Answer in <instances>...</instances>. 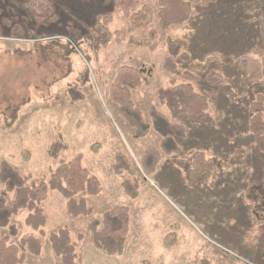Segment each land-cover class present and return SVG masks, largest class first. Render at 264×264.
I'll return each mask as SVG.
<instances>
[{
  "label": "rangeland",
  "instance_id": "obj_1",
  "mask_svg": "<svg viewBox=\"0 0 264 264\" xmlns=\"http://www.w3.org/2000/svg\"><path fill=\"white\" fill-rule=\"evenodd\" d=\"M29 1L0 0V165L8 162L22 176H31L30 183L38 184L49 178L60 161L81 155L84 167L99 179L103 191L97 197H77H84L93 211L89 217L77 218L68 213L61 194L50 191L41 206L47 217L44 236L26 225L28 211L19 212L12 220L19 236L11 244L30 236L43 243L41 256L28 254L25 264H58L48 237L63 228H69L73 236L84 235L77 250L78 264H201L204 258L210 264H264V154L258 152L250 132V120L256 113L253 103L264 90L260 82L247 84L238 65L242 57L264 58L260 27L264 0L195 3L191 19L165 33L159 28L157 0H140L141 7L154 10L155 20L148 29L129 35V21L108 0H49L55 13L47 26L32 20L25 6ZM105 16L112 17V33L140 39L157 30L166 35L165 42L150 51L127 40H113L96 51L90 31H94L97 18ZM13 29H22L24 35H14ZM192 32L189 58L203 61L213 56L210 71L228 81L230 94L203 77L193 80L187 63H177L175 75L165 71L167 58L176 59L184 53L174 40ZM214 33L218 38L211 40ZM18 50L28 54L19 56ZM124 66L144 71L145 80L132 92V99L147 122L153 105L168 115L159 104L158 92L174 83L192 84L209 99L210 115L221 116L215 129L186 124L189 130L187 139L179 143L181 154L162 155L151 176L141 170V159L145 151L159 148L156 139L160 137L153 133L136 139L110 97L116 72ZM85 69L89 70V83L84 86ZM72 87L84 93V101L72 103L68 95ZM22 101L26 104L17 122L7 129L5 114ZM262 113L264 117V104ZM58 141L68 150L52 159L48 150ZM96 145L100 147L93 152ZM193 152L219 157L225 165L207 180L192 185ZM118 153L124 154L137 172V199L128 197L122 187L123 181L131 178L114 173ZM3 189L0 183V194ZM13 199L14 194L7 196L9 204ZM117 206L130 210V231L126 252L111 257L94 247L89 225ZM171 234L176 237L173 246L165 242Z\"/></svg>",
  "mask_w": 264,
  "mask_h": 264
},
{
  "label": "trees",
  "instance_id": "obj_2",
  "mask_svg": "<svg viewBox=\"0 0 264 264\" xmlns=\"http://www.w3.org/2000/svg\"><path fill=\"white\" fill-rule=\"evenodd\" d=\"M213 1L157 0L159 28L165 33L170 28L183 26L193 15V4H209ZM108 2L120 10L124 18L129 21L128 35L141 29H148L155 20L154 10L146 6L141 7L140 0H108ZM25 6L36 24L47 26L53 22L55 9L49 0H32ZM111 23V16L97 18L94 31H90L96 51L107 48L113 40L118 43L127 40L133 46L156 51L166 39V35L159 34L157 30H151L147 36L140 39L128 38V35L120 32L112 33L109 29ZM260 27L264 42V17L261 19ZM12 32L18 36L24 35L22 29H13ZM189 34L181 35L180 38L174 40V43L183 47L184 53L176 59L167 58L164 62L165 71L175 75L178 71L177 63H187L191 72L189 76L193 80L198 81L203 77L210 85L230 94L231 87L228 81L222 75L210 71V63L214 60L213 56L203 61H191L187 52L195 34L193 32L191 35ZM46 48L41 47L42 50ZM16 54L23 56L28 53L18 50ZM238 65L241 72L247 77V84L260 82V86L264 90V83H261L264 77V58L262 61H258L242 57L239 59ZM85 70V78L82 82L84 86L89 83V70ZM69 72L71 73V69L63 79L69 76ZM144 80L145 75L142 69L121 67L116 72L110 89V97L118 106L119 115L134 131L136 139L146 138L152 131L161 138L159 148L145 151L141 159V170L146 176H151L155 173L162 155L170 157L181 154L179 143L187 139V130L182 123L198 124L215 129L221 116L214 118L210 115L209 99L198 93L192 84L174 83L171 87L158 92L159 103L166 108L169 117L162 114L156 107H152L149 111L150 122H147L132 99V92L140 88ZM68 95L72 103H79L85 99L84 93L78 87L70 88ZM25 104L26 101H22L12 109L11 113L4 112V114L6 113L5 127L7 129H11L15 125L18 114ZM263 104L264 92L253 103L256 113L250 120V132L254 137L256 148L261 154H264ZM98 147L100 145L92 146L91 150L97 152L96 148ZM67 150L68 146L63 141H58L49 148L48 153L52 159H58L59 154ZM192 157L189 172L192 185L201 180H207L215 170H221L225 165L223 159L219 157L207 158L202 152H193ZM113 170L118 176L127 174L131 178L124 180L122 187L128 197L137 199L140 189L139 178L124 154L116 155ZM31 179V176H22L8 162H2L0 165V183L4 186L0 194V264H25L28 254L37 257L42 254L43 243L33 236L22 239L17 245L11 244V240L19 236L18 227L12 224L13 218L19 212L28 211L26 225L44 236L47 217L41 206L48 198L50 191L61 194L66 200L68 213L76 218L89 217L93 214L84 197L80 199L77 197L80 195L97 197L103 191L99 179L84 167L81 155L68 162L60 161L59 166L50 172L47 180L36 184L30 183ZM11 194H14V199L9 204L7 196ZM255 202L257 203V201ZM130 222V210L119 206L104 213L101 220L92 221L89 231L93 235L94 247L111 257L122 256L130 231ZM4 230H7V234L3 233ZM48 239L54 255L59 259L58 264H78L77 250L79 244L84 240L83 234L73 236L69 228H63L50 234ZM165 242L169 246H173L176 242L175 235H169ZM201 264H210V262L204 258Z\"/></svg>",
  "mask_w": 264,
  "mask_h": 264
},
{
  "label": "crops",
  "instance_id": "obj_3",
  "mask_svg": "<svg viewBox=\"0 0 264 264\" xmlns=\"http://www.w3.org/2000/svg\"><path fill=\"white\" fill-rule=\"evenodd\" d=\"M157 14H158V13H157ZM216 38H218V37H216V36H215V33H214V35H212L211 40H215ZM193 40H194V39H193ZM195 90H196V89H195ZM159 104H160V103H159ZM152 107H156V106L153 105V106H151V107L149 108V110H148V118H149V111H150V109H151ZM156 108H157V107H156ZM157 109H158V108H157ZM165 110H166V109H165ZM166 111H167V110H166ZM160 112H161V111H160ZM167 112H168V111H167ZM161 113H162V112H161ZM142 114H143V113H142ZM162 114H163V113H162ZM164 115H165V114H164ZM165 116L169 117V113H168V115H165ZM144 117H145V116H144ZM145 119H146V118H145ZM146 120H147V119H146ZM149 122H150V118H149ZM182 124H184V127L186 128V130H187V134H188V130H189V129L187 128V125H186V124H189V123H182ZM153 133H154V132L152 131L151 134H153ZM151 134H150V135H151ZM150 135H149V136H150ZM156 141L158 142V145H160V143H161V138H158V137H157ZM126 245H127V244H126ZM125 252H126V250H125ZM125 252H124V253H125Z\"/></svg>",
  "mask_w": 264,
  "mask_h": 264
}]
</instances>
